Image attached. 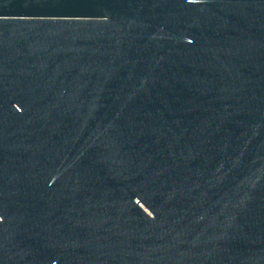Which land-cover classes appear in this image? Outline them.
<instances>
[{
	"label": "water",
	"instance_id": "1",
	"mask_svg": "<svg viewBox=\"0 0 264 264\" xmlns=\"http://www.w3.org/2000/svg\"><path fill=\"white\" fill-rule=\"evenodd\" d=\"M0 264H264V0H0Z\"/></svg>",
	"mask_w": 264,
	"mask_h": 264
}]
</instances>
